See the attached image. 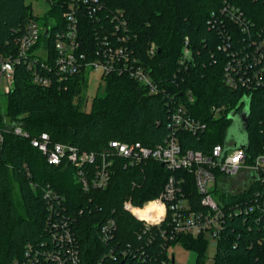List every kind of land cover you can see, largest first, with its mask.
Here are the masks:
<instances>
[{
  "label": "trees",
  "instance_id": "trees-1",
  "mask_svg": "<svg viewBox=\"0 0 264 264\" xmlns=\"http://www.w3.org/2000/svg\"><path fill=\"white\" fill-rule=\"evenodd\" d=\"M28 1L0 0V52L15 53L16 39L27 22L36 19ZM64 1L51 6L44 23L62 21ZM103 2L109 10L125 12L130 31L135 35L133 46L137 56L152 70L155 79H162L177 95L192 89L195 103L191 113L208 127L200 137L180 132L183 151L191 149L209 155L216 144L233 141L247 147L249 163L264 153V86L251 92L249 124L244 130L237 123L243 113L245 92L231 89L223 81L224 59L219 54L216 62L212 58L221 37L209 25L212 11L229 2L240 7L257 28L263 27L264 0ZM81 24L87 46L96 45L93 29L99 26L97 22L83 16ZM233 36L236 41L243 37L238 29L233 30ZM186 37L194 60L179 74V83L171 86L169 80L175 78L179 69ZM153 42L158 50L154 56H149L147 50ZM90 73L83 71L62 85L43 86L34 81L25 63L15 66L13 88L4 95L6 103L0 117L4 135L0 150V264H12L23 258L30 242H49L51 212L43 198V188L47 186L65 199L54 205L58 213L72 218L80 244L79 264H150L165 258L167 247L178 243L198 254L196 264H205L210 244L205 236L180 235L167 243L159 236L149 242L146 236L139 238L142 223L123 209V202L129 197L135 204H142L160 194L171 174L160 163L150 160L142 167L125 170L117 159L108 188L85 191L77 181L74 166L49 165L43 153L32 146L31 138L47 132L55 143L96 153L98 163L101 151L111 140L139 141L155 147L169 136V112L162 95H149L137 81L111 73L101 75L106 87L104 94L89 101ZM213 105H226L228 113L214 118L210 110ZM230 111L233 112L229 114ZM16 126L22 127L30 137L13 132ZM236 126L244 134L240 142L230 136L231 128ZM94 167L95 164L88 167L89 173ZM175 174L186 179L185 190L193 209L202 208L194 175L186 170ZM253 190L251 187L239 195L225 192L219 195L231 203L241 202L250 199ZM108 217H116L118 230L113 240L104 242L100 229ZM258 217L259 213L255 212L228 220L217 243L215 264H264V221L259 223ZM124 249L128 253L121 255Z\"/></svg>",
  "mask_w": 264,
  "mask_h": 264
},
{
  "label": "built area",
  "instance_id": "built-area-1",
  "mask_svg": "<svg viewBox=\"0 0 264 264\" xmlns=\"http://www.w3.org/2000/svg\"><path fill=\"white\" fill-rule=\"evenodd\" d=\"M49 1L52 6L59 0ZM83 16L90 17L99 25L93 29L96 45L92 47L87 46L82 36ZM209 25L221 37L212 58L216 62L218 54L223 57L225 84L231 89L245 92L243 112L249 109L252 90L264 86V26L257 28L240 7L229 2H224L217 11H212ZM234 29L243 35L242 40L233 38ZM134 39L125 12L120 9L109 10L103 0H65L61 22L50 20L48 24H40L39 18L31 19L16 39V52H0V117L1 97L11 92L15 66L21 62L27 65L34 81L43 86L65 84L83 71L98 72L103 76L111 73L128 76L144 86L149 95H162L165 99L170 133L162 143L149 147L139 141L111 140L108 147L101 151L98 163L96 153L81 151L61 142L55 143L47 132L31 138L32 146L43 153L49 165L74 166L77 181L85 191L106 190L117 159L121 160L125 170L142 167L153 160L170 171L168 180L156 198L142 204H135L131 197L123 202V209L142 223L139 238L146 236L145 240L149 242L159 236L167 243L180 235L193 238L203 235L209 243L212 240L218 243L232 217L258 212L257 221H264V153L249 163L247 147L238 146L233 141L226 145L216 144L209 155L191 149L183 151L179 133L183 131L200 137L207 130V123L191 113L195 103L192 89H186L184 95H177L166 87L162 79H155L152 70L138 58L133 46ZM157 50L153 42L147 53L154 56ZM193 60L189 38L186 37L179 58V69L175 78L169 80L171 86L179 83V74L187 70ZM227 108L226 105H213L210 110L214 118H220L228 113ZM2 132L0 125V150L4 141ZM13 132L30 137L20 126H16ZM94 164V169L89 173L88 167ZM179 170L194 175L197 191L201 195L202 208L199 210L193 209L190 203L185 190L186 179L175 174ZM239 177H243V182L237 190L231 189L230 184L233 185ZM251 187H254L253 196L245 201L231 203L222 200L219 195L224 192L239 195ZM43 198L51 212L48 218L49 242L28 243L24 257L14 260L12 264H79L80 244L72 218L58 213L54 205L65 199L50 186L43 188ZM117 226L116 217L105 220L100 229L104 242L114 239ZM172 247H167L165 258L150 264H175L174 255L170 252ZM127 253V249L121 251V255ZM215 255L216 251L212 256L214 261Z\"/></svg>",
  "mask_w": 264,
  "mask_h": 264
},
{
  "label": "rangeland",
  "instance_id": "rangeland-1",
  "mask_svg": "<svg viewBox=\"0 0 264 264\" xmlns=\"http://www.w3.org/2000/svg\"><path fill=\"white\" fill-rule=\"evenodd\" d=\"M28 4L32 6L33 15L39 18V23H44V20L47 18V14L51 9V2L49 0H29ZM105 81L102 80V76L98 72L90 73L89 79V88L87 91L89 101L99 95H103L105 92ZM6 103V97L3 95L1 97V107L2 111L4 110ZM230 136H234L235 140L238 142L244 137V134L238 129V127H232L230 131ZM239 177L235 180L233 185L230 184L231 189L237 190L241 185L244 179ZM228 188V187H227ZM216 240H212L209 244L207 253H206V262L205 264H215V261L212 259V256L216 251ZM171 254L174 255L175 264H196L198 254L191 249H187L183 244L178 243L170 249Z\"/></svg>",
  "mask_w": 264,
  "mask_h": 264
},
{
  "label": "water",
  "instance_id": "water-1",
  "mask_svg": "<svg viewBox=\"0 0 264 264\" xmlns=\"http://www.w3.org/2000/svg\"><path fill=\"white\" fill-rule=\"evenodd\" d=\"M249 117H250L249 109L243 111V113L239 117V123H237L238 124L237 126H241V128L246 130L248 128V124H249Z\"/></svg>",
  "mask_w": 264,
  "mask_h": 264
}]
</instances>
